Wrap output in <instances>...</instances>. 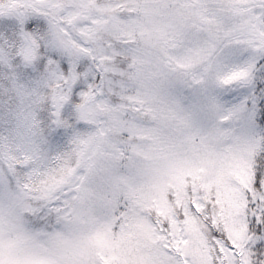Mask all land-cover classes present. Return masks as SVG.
Returning <instances> with one entry per match:
<instances>
[{
    "label": "snow or ice",
    "instance_id": "snow-or-ice-1",
    "mask_svg": "<svg viewBox=\"0 0 264 264\" xmlns=\"http://www.w3.org/2000/svg\"><path fill=\"white\" fill-rule=\"evenodd\" d=\"M0 264H264V0H0Z\"/></svg>",
    "mask_w": 264,
    "mask_h": 264
}]
</instances>
